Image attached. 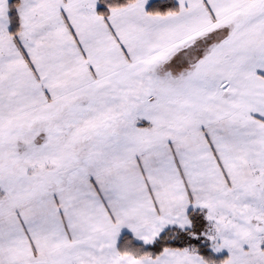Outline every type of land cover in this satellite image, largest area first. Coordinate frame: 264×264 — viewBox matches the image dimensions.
<instances>
[{
    "label": "snow or ice",
    "instance_id": "6c2138e0",
    "mask_svg": "<svg viewBox=\"0 0 264 264\" xmlns=\"http://www.w3.org/2000/svg\"><path fill=\"white\" fill-rule=\"evenodd\" d=\"M0 264H264V0H0Z\"/></svg>",
    "mask_w": 264,
    "mask_h": 264
}]
</instances>
